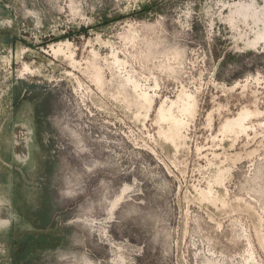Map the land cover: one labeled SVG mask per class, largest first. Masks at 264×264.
Returning a JSON list of instances; mask_svg holds the SVG:
<instances>
[{
    "label": "rangeland",
    "instance_id": "rangeland-1",
    "mask_svg": "<svg viewBox=\"0 0 264 264\" xmlns=\"http://www.w3.org/2000/svg\"><path fill=\"white\" fill-rule=\"evenodd\" d=\"M263 11L0 0V264H264Z\"/></svg>",
    "mask_w": 264,
    "mask_h": 264
},
{
    "label": "bare ground",
    "instance_id": "bare-ground-1",
    "mask_svg": "<svg viewBox=\"0 0 264 264\" xmlns=\"http://www.w3.org/2000/svg\"><path fill=\"white\" fill-rule=\"evenodd\" d=\"M255 7V10L257 9L256 8V5L254 4L253 5ZM254 22L258 25V29L256 31V37H257V40L256 41H263L264 42V11L261 12V15H260V18H255L254 19ZM259 25H261V28H259ZM135 83V82H134ZM139 89V88H138ZM142 93V92H141ZM144 93V92H143ZM142 95V94H141ZM146 97V96H145ZM186 105V104H185ZM184 105V106H185ZM183 107V106H182ZM181 107V108H182ZM188 109V106L187 108L183 109L182 110H187ZM160 116L162 119H170L171 118V113H170V110L169 109H161L160 110ZM173 117V116H172ZM180 123V122H179ZM242 123H243V117L242 116H239L237 119L234 120L233 124L238 126V127H242ZM179 128V127H178ZM3 208L0 209V213L2 212ZM5 215H7L5 213Z\"/></svg>",
    "mask_w": 264,
    "mask_h": 264
},
{
    "label": "water",
    "instance_id": "water-1",
    "mask_svg": "<svg viewBox=\"0 0 264 264\" xmlns=\"http://www.w3.org/2000/svg\"><path fill=\"white\" fill-rule=\"evenodd\" d=\"M11 218H13L12 214H9Z\"/></svg>",
    "mask_w": 264,
    "mask_h": 264
}]
</instances>
